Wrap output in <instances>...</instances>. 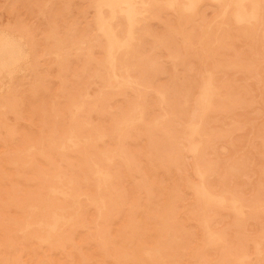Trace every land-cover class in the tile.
Returning <instances> with one entry per match:
<instances>
[{
  "label": "rangeland",
  "instance_id": "374dc122",
  "mask_svg": "<svg viewBox=\"0 0 264 264\" xmlns=\"http://www.w3.org/2000/svg\"><path fill=\"white\" fill-rule=\"evenodd\" d=\"M0 264H264V0H0Z\"/></svg>",
  "mask_w": 264,
  "mask_h": 264
}]
</instances>
